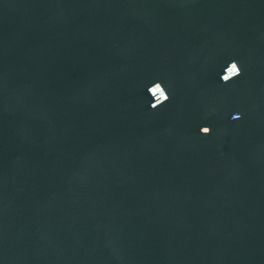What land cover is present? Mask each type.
Segmentation results:
<instances>
[{"label": "water", "instance_id": "1", "mask_svg": "<svg viewBox=\"0 0 264 264\" xmlns=\"http://www.w3.org/2000/svg\"><path fill=\"white\" fill-rule=\"evenodd\" d=\"M0 264H264V0H0Z\"/></svg>", "mask_w": 264, "mask_h": 264}, {"label": "clouds", "instance_id": "2", "mask_svg": "<svg viewBox=\"0 0 264 264\" xmlns=\"http://www.w3.org/2000/svg\"><path fill=\"white\" fill-rule=\"evenodd\" d=\"M228 66H231V71L228 73L229 77L232 78V80L238 76L241 75V68L239 67L238 63L236 61H232L229 63ZM227 66V67H228ZM220 80L222 83H228L229 81L223 77V74L220 76ZM231 80V81H232ZM157 83H160V82H157ZM161 84V83H160ZM157 91L159 92V89H157ZM170 99V96L168 94V92L165 91L160 93V102L159 103H154V101L150 104V108L155 110L157 109L158 107H160L161 105L165 104L167 101H169ZM232 120H239L241 119V115L240 114H234L232 117H231ZM211 128L209 127H202L201 130L204 134H207V135H210L211 134V131H210Z\"/></svg>", "mask_w": 264, "mask_h": 264}]
</instances>
